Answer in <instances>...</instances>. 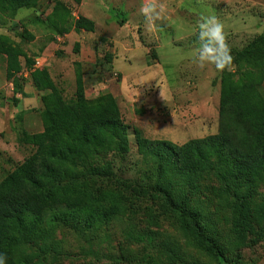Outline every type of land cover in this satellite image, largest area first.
I'll list each match as a JSON object with an SVG mask.
<instances>
[{
  "label": "rangeland",
  "instance_id": "rangeland-1",
  "mask_svg": "<svg viewBox=\"0 0 264 264\" xmlns=\"http://www.w3.org/2000/svg\"><path fill=\"white\" fill-rule=\"evenodd\" d=\"M61 1L78 16L76 3ZM54 2L38 0L16 13L0 11V35L31 59L44 54V66L65 99L75 98L78 80L90 101L112 95L128 128L111 135L106 147L74 158L67 177L49 180V186H79L113 197L116 216L97 226L77 219L55 222L48 237L17 244L29 263L264 264V175L236 185L216 157L200 171L178 172L140 153L132 129L147 139L177 144L216 133L221 84L237 79L246 67L235 60L236 52L264 34V0H218L213 12L206 7L203 14H175L153 31L149 23L150 31L112 26L91 46V38L80 32L73 49H65L72 39L60 37L47 22ZM79 43L83 52L81 46L76 49ZM88 50H94L92 58ZM21 62L23 92L17 93L0 56V179L34 150L22 133L43 128L41 92L33 88L23 57ZM260 90L264 94V82ZM163 190L198 213L202 231L223 250L222 260L193 240L188 222Z\"/></svg>",
  "mask_w": 264,
  "mask_h": 264
},
{
  "label": "trees",
  "instance_id": "trees-1",
  "mask_svg": "<svg viewBox=\"0 0 264 264\" xmlns=\"http://www.w3.org/2000/svg\"><path fill=\"white\" fill-rule=\"evenodd\" d=\"M79 4L81 0H72ZM38 0H0V11L16 13L31 8ZM59 35L71 30L94 31V22L72 12L61 0H55L47 17ZM102 38V37H101ZM0 56L5 74L15 92L23 88L18 77L25 59L33 88L41 92L43 128L22 133L21 139L34 150L0 179V258L4 264H30L18 243H31L48 237L57 221L81 220L97 226L116 216L117 201L105 194H94L79 186H49L52 178L70 175V163L85 156L91 148L106 147L111 135L118 136L128 125L120 117L110 94L95 100L85 97L81 80L76 82L75 98L65 99L44 64L33 68L29 58L10 40L0 35ZM110 61V56H105ZM246 67L237 79L223 82L219 94V122L216 133L190 138L181 144L170 140H150L133 127L138 151L172 164L181 173L197 172L208 159L216 157L236 185H248L264 175V34L254 37L235 54ZM18 77V78H17ZM14 104L18 99L12 98ZM165 199L187 221L193 240L206 252L222 260L223 250L216 239L202 231L198 213L189 211L183 201H174L166 190Z\"/></svg>",
  "mask_w": 264,
  "mask_h": 264
},
{
  "label": "crops",
  "instance_id": "crops-1",
  "mask_svg": "<svg viewBox=\"0 0 264 264\" xmlns=\"http://www.w3.org/2000/svg\"><path fill=\"white\" fill-rule=\"evenodd\" d=\"M217 1L218 0H81L79 4H76L78 16L83 15L91 19L95 24L94 31L81 30L76 32L71 30L60 37L67 39V41L72 39V43H67L65 49H70L71 47L73 49V41L76 40V34L83 32V35H87L88 38H91L89 44L91 46V43L93 44V40L97 36H105L104 32L108 31L109 27L114 26L119 29V31L122 29L123 31H127V29L130 31L133 28L148 30L146 23H149L150 30L153 31L156 30L157 25H162L164 20H168L169 17L175 14H203L206 7L213 12ZM144 14L147 15L146 19H144ZM78 16H75V18ZM131 24H134V26ZM195 26L196 25H194V30H197ZM115 45L122 47L129 46L127 43H119L116 41ZM80 46L81 48L79 51L83 52L85 49L81 43L76 45V49H79ZM121 51L126 54L129 53L126 49H122ZM88 53L90 58L95 54L94 50H88ZM118 57H120L119 54Z\"/></svg>",
  "mask_w": 264,
  "mask_h": 264
},
{
  "label": "built area",
  "instance_id": "built-area-1",
  "mask_svg": "<svg viewBox=\"0 0 264 264\" xmlns=\"http://www.w3.org/2000/svg\"><path fill=\"white\" fill-rule=\"evenodd\" d=\"M45 55H39L38 57L34 58L33 68L40 67L44 64Z\"/></svg>",
  "mask_w": 264,
  "mask_h": 264
},
{
  "label": "clouds",
  "instance_id": "clouds-1",
  "mask_svg": "<svg viewBox=\"0 0 264 264\" xmlns=\"http://www.w3.org/2000/svg\"><path fill=\"white\" fill-rule=\"evenodd\" d=\"M0 264H4V260L0 258Z\"/></svg>",
  "mask_w": 264,
  "mask_h": 264
}]
</instances>
